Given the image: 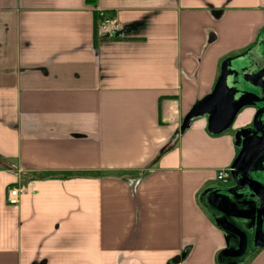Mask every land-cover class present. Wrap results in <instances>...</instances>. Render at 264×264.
<instances>
[{
  "label": "crops",
  "instance_id": "1",
  "mask_svg": "<svg viewBox=\"0 0 264 264\" xmlns=\"http://www.w3.org/2000/svg\"><path fill=\"white\" fill-rule=\"evenodd\" d=\"M98 11L125 35L99 39ZM258 49L264 0H0V264H264L213 220L243 200L216 175L253 107L182 127Z\"/></svg>",
  "mask_w": 264,
  "mask_h": 264
},
{
  "label": "water",
  "instance_id": "2",
  "mask_svg": "<svg viewBox=\"0 0 264 264\" xmlns=\"http://www.w3.org/2000/svg\"><path fill=\"white\" fill-rule=\"evenodd\" d=\"M245 55L234 56L224 63L211 96L193 107L182 126L185 128L191 118L204 112L208 116V130L219 132L231 126L243 107L254 109L250 126L235 134L238 154L230 166L232 186L224 188L220 194L243 199L231 203L236 208V219L233 222L213 218L226 233L224 254L236 247H240L239 254H242L251 240L254 249L264 247V50ZM249 153L256 155L248 159ZM241 189L244 192L237 195L236 190ZM219 219L225 220L229 228H225Z\"/></svg>",
  "mask_w": 264,
  "mask_h": 264
},
{
  "label": "built area",
  "instance_id": "3",
  "mask_svg": "<svg viewBox=\"0 0 264 264\" xmlns=\"http://www.w3.org/2000/svg\"><path fill=\"white\" fill-rule=\"evenodd\" d=\"M96 32L99 39L119 38L125 35L123 26L113 17L106 15L103 11L97 12ZM231 168L221 169L217 172L216 178L225 182L230 178ZM26 192L22 184L9 185L6 188L5 199L8 205H17L20 197Z\"/></svg>",
  "mask_w": 264,
  "mask_h": 264
},
{
  "label": "flooded vegetation",
  "instance_id": "4",
  "mask_svg": "<svg viewBox=\"0 0 264 264\" xmlns=\"http://www.w3.org/2000/svg\"><path fill=\"white\" fill-rule=\"evenodd\" d=\"M257 153V152H256ZM256 153L254 154V153H249L248 155H247V158L249 159V158H251V157H253L254 155H256ZM247 159V160H248ZM245 163H246V160H245V162H244V165H245ZM254 167H257V165H255ZM244 192V190L243 189H241V190H239V193H237V195H239V194H241V193H243ZM219 218H225V219H227V220H230V216L228 215V213H223L222 215H220V217ZM220 220V222L223 224V226L225 227V228H229V225L225 222V220H221V219H219ZM255 242H256V240H255ZM257 242H260L259 240L257 241ZM253 244H254V242H253V240H251V241H249V243L246 245V249H245V251L242 253V254H239V250H240V247H236V249H234V250H228V251H226L225 252V256H227V257H233V258H240L241 256H243V254L247 251V248H249V247H253ZM259 248V247H258ZM257 249V248H256Z\"/></svg>",
  "mask_w": 264,
  "mask_h": 264
},
{
  "label": "rangeland",
  "instance_id": "5",
  "mask_svg": "<svg viewBox=\"0 0 264 264\" xmlns=\"http://www.w3.org/2000/svg\"><path fill=\"white\" fill-rule=\"evenodd\" d=\"M96 35H97V33H96Z\"/></svg>",
  "mask_w": 264,
  "mask_h": 264
}]
</instances>
